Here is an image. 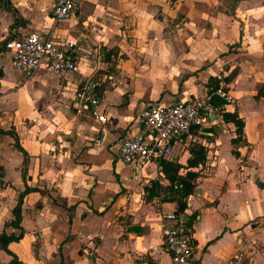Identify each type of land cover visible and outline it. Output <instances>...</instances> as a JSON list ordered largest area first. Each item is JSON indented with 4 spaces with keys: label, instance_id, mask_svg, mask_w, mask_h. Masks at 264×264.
<instances>
[{
    "label": "crops",
    "instance_id": "obj_1",
    "mask_svg": "<svg viewBox=\"0 0 264 264\" xmlns=\"http://www.w3.org/2000/svg\"><path fill=\"white\" fill-rule=\"evenodd\" d=\"M53 1L0 0V233L18 232L11 210L25 187L36 189L22 197L23 235L7 248L26 264H132L138 254L172 264L161 213L177 204L144 198L151 180L169 181L159 163L137 172L122 163L118 143L139 131L146 102L206 94L209 77L236 68L220 85L231 96L223 108L243 119L242 140L231 143L234 124L219 111L165 159L179 175L197 172L184 210L196 264H264V96L255 89L264 83V0H78L61 21ZM30 32L71 42L78 70L22 74L4 43ZM90 77L106 123L74 103ZM193 144L205 159L187 167ZM10 258L0 247V264Z\"/></svg>",
    "mask_w": 264,
    "mask_h": 264
},
{
    "label": "built area",
    "instance_id": "obj_2",
    "mask_svg": "<svg viewBox=\"0 0 264 264\" xmlns=\"http://www.w3.org/2000/svg\"><path fill=\"white\" fill-rule=\"evenodd\" d=\"M78 0H54L52 17L61 21L69 17ZM9 51L13 66L26 77H30L41 66L55 72L77 71L76 47L64 38L43 37L36 32L23 34L18 38L7 39L4 43ZM98 80L90 77L74 91L73 99L77 106L86 105L90 115L99 123H106L107 116L101 109L102 98L97 92ZM220 85L215 93L231 102V96ZM210 93L179 98L163 104L148 101L139 111V131L121 139L117 155L124 164L133 166L137 172L147 162L158 164L171 151L174 140L187 133L191 127H200L221 107L209 101ZM175 184V183H174ZM160 201L159 197H155ZM175 211L162 212L163 244L170 254L172 264H196L195 240L191 222ZM132 264H155L145 254L134 257Z\"/></svg>",
    "mask_w": 264,
    "mask_h": 264
},
{
    "label": "trees",
    "instance_id": "obj_3",
    "mask_svg": "<svg viewBox=\"0 0 264 264\" xmlns=\"http://www.w3.org/2000/svg\"><path fill=\"white\" fill-rule=\"evenodd\" d=\"M236 73L237 69L235 68L227 75L221 76L220 78H217L216 76L209 77L207 85L211 86V88L208 90V93H210L209 101L212 105L222 107L223 104L227 103L223 97L215 93V90L220 86L221 81L225 83L229 82ZM223 88L227 90L226 86H223ZM255 89L257 91V97L264 96L263 82H257L255 84ZM220 112L225 122H232L234 124L235 136L231 139V143L236 144L243 138V119L238 115L236 109L229 111L225 110L222 107L220 109ZM17 147L25 154L24 150L18 143ZM233 153L237 155L235 149H233ZM205 154L206 148L204 146H202L201 144H193L190 148V155L187 158L186 166L193 167L198 165V163L203 162L205 159ZM159 165H161L165 177L168 179L169 182L166 185H161L160 183H158L157 180H151L149 184L145 185L144 187V198L146 201L151 200L153 197H159L161 201H174L177 204L175 213L182 214L187 206V197L194 191V179L197 176V172L193 170H187L184 175H179L178 170L180 165L172 160H167L165 158L159 161ZM30 190L36 189L25 187V189H23L19 193L17 201L11 210L13 217L8 222V224L12 225L14 228H17L18 232L0 233V247L4 249L9 255H11V258L9 260L10 264H26L17 259L16 255L7 248V244L11 241H18L23 235V229L20 225L21 202L23 195ZM59 252L62 259L61 250H59Z\"/></svg>",
    "mask_w": 264,
    "mask_h": 264
},
{
    "label": "water",
    "instance_id": "obj_4",
    "mask_svg": "<svg viewBox=\"0 0 264 264\" xmlns=\"http://www.w3.org/2000/svg\"><path fill=\"white\" fill-rule=\"evenodd\" d=\"M184 217L187 219V216L186 215Z\"/></svg>",
    "mask_w": 264,
    "mask_h": 264
}]
</instances>
